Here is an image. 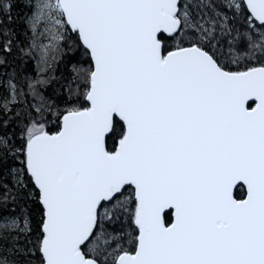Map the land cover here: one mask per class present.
Here are the masks:
<instances>
[{
	"label": "snow or ice",
	"instance_id": "6c2138e0",
	"mask_svg": "<svg viewBox=\"0 0 264 264\" xmlns=\"http://www.w3.org/2000/svg\"><path fill=\"white\" fill-rule=\"evenodd\" d=\"M32 7L25 54L90 66L25 91L0 0V264H264V0Z\"/></svg>",
	"mask_w": 264,
	"mask_h": 264
},
{
	"label": "trees",
	"instance_id": "16d2710c",
	"mask_svg": "<svg viewBox=\"0 0 264 264\" xmlns=\"http://www.w3.org/2000/svg\"><path fill=\"white\" fill-rule=\"evenodd\" d=\"M35 0H9L12 5V23L10 27L16 32L17 38H14L16 49L13 57H9L13 61L14 67L20 73L17 77V82L21 83L27 91V79L25 77H31L32 79L48 80V84L45 87H41V94L50 100H59L60 98L67 96L68 94V84L70 78H78L77 72L74 70L81 67L88 68L89 60L83 55L82 48H76L75 42L70 41L71 47L66 48L60 55H55V60L52 62L50 68H44L41 72L38 71L36 59L33 54L26 55L28 51L32 35L29 30V26L26 23L28 16L31 15L33 11V3ZM23 48L24 51H20ZM9 72L12 71L11 68L8 69ZM0 79H6V77H0ZM82 83V81H81ZM71 87L75 89L76 85L72 84ZM49 130L55 132L57 130L56 126L51 122L48 123ZM118 142L117 139L109 140L107 143L108 149L114 150ZM244 196V190L242 188H237L235 191V197L237 199H242ZM25 205L27 206V211H30L33 216L34 222L39 219L38 206L34 203L27 201L22 202L18 207L17 215L23 214L25 211ZM119 227V225L117 226Z\"/></svg>",
	"mask_w": 264,
	"mask_h": 264
},
{
	"label": "rangeland",
	"instance_id": "374dc122",
	"mask_svg": "<svg viewBox=\"0 0 264 264\" xmlns=\"http://www.w3.org/2000/svg\"><path fill=\"white\" fill-rule=\"evenodd\" d=\"M35 3H36V0L34 1L33 5H35ZM40 31H43V30L41 29ZM31 35H32L31 43H32L33 39H36L37 44L47 45V44L50 43V41L47 38H45V37H36V38H34L32 32H31ZM33 55H34V57L36 59V64H37L38 71L41 72L44 69V66L39 63V53L35 52Z\"/></svg>",
	"mask_w": 264,
	"mask_h": 264
},
{
	"label": "water",
	"instance_id": "95a60500",
	"mask_svg": "<svg viewBox=\"0 0 264 264\" xmlns=\"http://www.w3.org/2000/svg\"><path fill=\"white\" fill-rule=\"evenodd\" d=\"M117 143H118V142H117ZM237 188H240V187L238 186ZM242 189L244 190V196H243V198H246V189H245V188H242ZM235 191H236V190H234V195H235ZM243 198H242V199H243Z\"/></svg>",
	"mask_w": 264,
	"mask_h": 264
}]
</instances>
